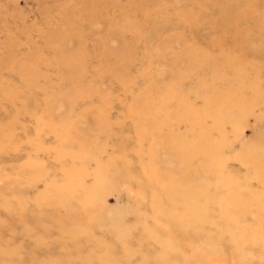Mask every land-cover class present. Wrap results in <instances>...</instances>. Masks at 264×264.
<instances>
[{"label": "rangeland", "instance_id": "obj_1", "mask_svg": "<svg viewBox=\"0 0 264 264\" xmlns=\"http://www.w3.org/2000/svg\"><path fill=\"white\" fill-rule=\"evenodd\" d=\"M0 264H264V0H0Z\"/></svg>", "mask_w": 264, "mask_h": 264}]
</instances>
